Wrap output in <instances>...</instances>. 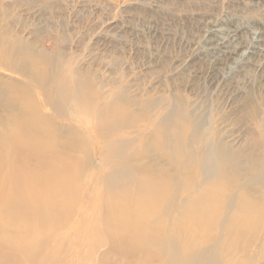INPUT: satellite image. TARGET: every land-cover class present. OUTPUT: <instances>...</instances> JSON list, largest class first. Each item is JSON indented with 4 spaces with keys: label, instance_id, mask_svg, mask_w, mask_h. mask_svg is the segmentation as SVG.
Instances as JSON below:
<instances>
[{
    "label": "rangeland",
    "instance_id": "1",
    "mask_svg": "<svg viewBox=\"0 0 264 264\" xmlns=\"http://www.w3.org/2000/svg\"><path fill=\"white\" fill-rule=\"evenodd\" d=\"M235 27L238 48L220 65L207 44ZM59 168L78 182L66 222L22 195L25 185L58 195ZM143 187L160 203L134 248L113 253L100 224L91 245L74 242L117 205L107 198ZM1 192L0 212L56 228L76 252L40 264L150 253V264H264V0H0ZM37 242L29 264L57 240Z\"/></svg>",
    "mask_w": 264,
    "mask_h": 264
},
{
    "label": "bare ground",
    "instance_id": "2",
    "mask_svg": "<svg viewBox=\"0 0 264 264\" xmlns=\"http://www.w3.org/2000/svg\"><path fill=\"white\" fill-rule=\"evenodd\" d=\"M240 32L241 28L235 27L227 32V37L222 41H218L216 43H213L214 41L208 42L207 49H211L213 52L218 53L220 56H218L219 58L216 59L218 64L221 65L222 62L230 59L232 55H234L238 46L233 45V42L235 40V37H237ZM28 126L29 125L26 123V125H24L22 129V132L30 131L31 129ZM17 128L18 130L20 129L18 125ZM18 130L15 128L13 132H17ZM25 140L28 142H26ZM22 143L25 145L33 144L29 138L24 139ZM37 148L40 149L39 146ZM218 160L222 161V157H220ZM57 172H65V174L63 176H60L58 179L59 185L58 189H56L58 195L54 192V190H48L44 193L34 192L32 188L29 189L28 185H25L24 189H22V195L27 194V196H25L26 200L33 201V203H39L40 201L52 203L54 214L51 215V218L57 220H61L59 218H62L66 222L68 221L67 216H69L70 212L74 210L73 203L78 196V182L73 178L65 179L67 175H72V173H68V170L65 168H59ZM66 184L68 187L66 186ZM62 187H64V189ZM148 192L149 187H143L137 193L122 191L121 189L118 190L113 197L107 198H113L114 200H116L117 205L114 208L109 203H106L104 211L102 212V215L100 214L99 218L94 219L90 217L89 226L84 225V229H81L79 224H75L74 227H72L73 229L71 228L73 232L80 229L84 232L86 230H89L87 234L83 233V235L88 238V240L86 239L87 241H82L78 237H75L74 242L77 245H91L90 241L92 240L91 236L94 235L96 227L95 225L100 224L104 227L102 230L106 243L114 246L113 253L115 251H118V253L121 252L119 254H122V252L130 251V248L126 249L124 246L128 243H130L131 246H135L136 244H138V241L136 240L140 236L153 232L151 231V229L153 228L152 221L154 219L152 217V214L157 209L156 206L157 204L159 205L160 200L158 196H156L155 194L149 195ZM0 194L5 195L7 198L10 197L5 192H1ZM129 200H133V205H128ZM9 201L11 203L17 202L14 201L13 198H10ZM19 208L21 209L20 206H17V209ZM22 208L24 209V207ZM202 208V206H196L194 208V212L191 213L193 214L192 217L195 219L194 223H197L198 228H201V223L198 222V219L201 218L204 213H201ZM115 212L116 216L113 214ZM34 218L29 219L28 217H25L23 213L20 214V212L14 209L13 211L0 212V264H29L30 261H34L35 252L37 251L39 253V250L41 248V244L37 242V237H39L40 234L51 236L52 239L57 240V243L56 247H45L46 249L44 255L37 259V261L35 262L36 264H40L46 257V255L51 252H56L63 255L64 257H68L69 260L71 255H73L74 257V254L76 252H73L70 249H64V245L61 243L64 235L57 234L55 231L56 228H51L48 226V224L41 226V224L35 221ZM120 218H122V220H119ZM178 225H181V223L179 222ZM177 228L180 229V227L178 226ZM125 233L127 238L124 241H126V243L121 237V235ZM3 250H8L11 253L7 252L4 254L2 252ZM12 253H18L21 258H13L11 256ZM149 256L154 260L158 259L157 253H150ZM150 261L149 259H142L140 260L139 264H150ZM65 262L66 264L69 263V261ZM160 262H163L162 258L160 259Z\"/></svg>",
    "mask_w": 264,
    "mask_h": 264
}]
</instances>
